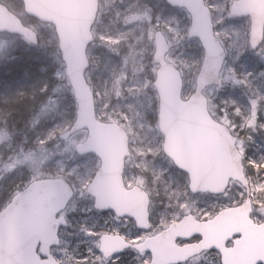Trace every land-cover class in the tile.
<instances>
[{
  "label": "rangeland",
  "instance_id": "374dc122",
  "mask_svg": "<svg viewBox=\"0 0 264 264\" xmlns=\"http://www.w3.org/2000/svg\"><path fill=\"white\" fill-rule=\"evenodd\" d=\"M102 1L94 27L96 42L88 49L91 67L86 76L95 93L98 118L116 122L130 134L133 156L127 163L129 169L126 180L130 185L138 180L143 182L138 174L145 172L153 185L152 196L158 199L163 197L165 200L163 209L154 212L156 229L179 219L186 208L202 219L212 217L221 209L235 204L243 193L236 184H232L229 193L218 200L191 196L186 189L187 177L175 172L171 162L162 155L164 138L159 130V111L154 100L152 79L157 66L148 62V56L152 53L151 37L157 28H160L158 31L166 30L169 35V60L184 75L183 98L188 99L194 92L196 76L203 59L199 42L187 38L189 16L184 10L164 9L162 0H148L149 6L147 3L143 5L144 0ZM229 1L208 0L214 10L216 33L227 48L228 59L222 73L224 88H209L205 94L211 112L214 109L218 115L214 111L213 114L239 136L238 148L245 157L246 170L250 168L255 215L259 218L264 211V45L258 52L251 50L248 21L237 24L229 22ZM0 2L38 33L41 44L36 54L49 63L54 77L53 96L46 100L35 116L32 128L35 130L26 131L27 138L28 135L32 138L30 144L24 137L18 144V151H9L11 141L6 142L9 135L15 137L22 133L16 129L9 132L7 128L0 127V185L6 183L12 186H0V204L6 205L37 179L65 178L78 190L74 201V206H80L77 212L88 213L90 207L84 204L82 189L94 177L98 163L95 157L83 159L75 153L74 145L85 139L86 132L77 134L69 142H63L60 138L70 126L75 102L58 50L56 33L51 27L30 19L17 0ZM28 51L29 48L19 38L0 36V64H7ZM137 162L139 166H136ZM96 220L87 219L84 223L92 221L90 229H93ZM82 240L85 242L84 250L81 247L73 249V252L82 254L86 262L104 264L97 252L96 232H86ZM69 241L65 242L67 246ZM191 264L220 262L213 254Z\"/></svg>",
  "mask_w": 264,
  "mask_h": 264
},
{
  "label": "water",
  "instance_id": "95a60500",
  "mask_svg": "<svg viewBox=\"0 0 264 264\" xmlns=\"http://www.w3.org/2000/svg\"><path fill=\"white\" fill-rule=\"evenodd\" d=\"M26 12L42 21L57 25L60 48L64 53L67 71L74 88L79 109L73 127L63 134L68 140L73 134L88 129L89 137L76 146L80 155L103 153L102 156H117V169H110L111 162L106 157L102 171L90 187L97 182L113 178L116 187H123L122 165L127 145V135L115 124H103L97 121L93 93L85 79L89 66L85 50L93 41L91 28L97 12V0H23ZM174 7H184L192 15L189 38H198L204 48L205 56L201 71L197 77L195 93L188 101L181 97L183 79L174 65L166 62L169 45L165 37L156 35L155 62L160 65L155 87L160 95V128L165 135V153L173 159L181 170L190 175L191 190L194 193L211 192L222 194L231 179L243 183L249 190L245 178L242 157L236 149V139L230 130L215 122L208 112V101L204 91L210 86L222 87L220 78L226 51L214 35L211 13L203 0H167ZM242 3L247 4V0ZM242 11H236L233 17L251 15L254 23L251 42L257 48L264 37V6L256 0V7L244 5ZM0 32L19 34L32 44H38L35 32L24 27L21 21L0 4ZM110 143V144H108ZM123 149H117L118 147ZM122 153V154H121ZM127 153V152H126ZM216 179L210 182V175ZM224 176V177H223ZM117 178V180L115 179ZM117 182H116V181ZM115 187V188H116ZM73 196L71 187L63 180H40L17 195L12 203L0 214V264H41L35 254V232H18L19 213L23 221H31L34 213H42L44 219L53 217L66 207ZM115 209L117 203H107ZM251 199L241 207L221 212L214 220L200 223L193 216L174 224L161 236L153 239L151 245L144 244L136 248L153 253L151 264H180L204 251L216 249L222 254L223 264H260L264 263V224L256 227L250 219ZM257 229V230H255ZM203 236L199 244L178 247L176 241ZM235 235L242 238L236 241L233 249H226L225 243ZM29 241L27 250L25 241ZM56 243L57 240H55ZM120 245L111 246L120 249ZM125 244L122 249L127 248ZM107 248V247H106ZM111 250V251H112ZM52 263V262H51ZM55 264V263H54ZM57 264V263H56Z\"/></svg>",
  "mask_w": 264,
  "mask_h": 264
},
{
  "label": "flooded vegetation",
  "instance_id": "af4514ba",
  "mask_svg": "<svg viewBox=\"0 0 264 264\" xmlns=\"http://www.w3.org/2000/svg\"><path fill=\"white\" fill-rule=\"evenodd\" d=\"M235 0L229 1L228 5H230L231 2H234ZM227 13L229 15L230 13V6L227 8ZM251 22V21H250ZM133 154L126 160L125 169H124V186L125 189L128 191H131L135 187H139L142 192L137 193V203L138 208H140V205L144 203V198H146L145 195L150 197V205H149V225L146 224V222L141 221L138 222L133 217L128 216H119L115 211L113 210H98L95 207L96 200L89 195L88 193V187L90 186L92 180H90L84 187H83V200L84 204L90 207V212H77L80 210V206H74V201L76 199V196L78 194L77 188L72 185L75 189L76 196L72 200V202L68 205V207L63 211L57 219H59L60 225L58 229V234L60 238V246L52 249L53 256L61 263V264H92L91 262H86L87 259H84L82 254H77L73 252V249H80L84 247V240H82V236L86 232H96V238L98 240V255L100 257V261L104 264H150L152 259V254L149 251L140 252L133 248V246L141 245L148 239L157 237L159 234L164 232L172 223L181 221L184 217L190 214L196 215L198 219L201 220V218L195 213L192 212L191 209L186 208L185 211L182 212V215L177 220H173L172 222L163 225L161 228H157L155 226L154 222V212H160V209H163V204L166 205L165 200L163 197L155 198L152 196V190L151 187L153 186L152 183L148 180L147 174L144 172L143 174H138L139 178L143 182L135 181L130 185L128 181L126 180V176L128 174V165L127 163L132 158ZM87 158V157H82ZM97 160V169L100 168L101 161L96 157ZM142 164V163H141ZM143 165V164H142ZM139 166L138 162L137 165ZM135 170V166H134ZM132 172V171H131ZM136 172V170H135ZM101 193V192H100ZM134 204L135 202V196L133 195L130 198ZM157 199V200H156ZM159 203H162L159 205ZM78 207V209H76ZM133 207L136 209V206L133 205ZM230 207V206H229ZM253 215L252 218L255 221L256 224H261L264 221V215L257 218L255 215V205H253ZM170 211L172 209L170 208ZM213 217V216H212ZM209 217L208 219L212 218ZM97 219L95 223V227L93 229H90L92 226V221L84 223L85 220H93ZM202 221H204V218H202ZM50 227L53 225L52 222L49 224ZM109 237L115 238H122L127 243H129L132 247L129 249H126L122 251L120 254H114L110 257H106L104 251H103V245L111 246V241L108 239ZM238 239L237 236L230 239L225 247L227 249H230L234 246L235 241ZM66 240L69 241V246L65 243ZM202 240L201 237H193L188 242H184L182 240L178 241V245L183 246L187 243H198ZM86 247V246H85ZM63 250V253H62ZM84 250V249H83ZM39 253H41V249L38 250ZM215 254L221 262L220 255L215 253L214 251L206 252L199 257H196L189 261L186 264H191L196 260H199L200 258H205V256L213 255ZM69 257H73V259H68ZM44 259V257H42ZM61 258H64L65 260H62Z\"/></svg>",
  "mask_w": 264,
  "mask_h": 264
},
{
  "label": "trees",
  "instance_id": "16d2710c",
  "mask_svg": "<svg viewBox=\"0 0 264 264\" xmlns=\"http://www.w3.org/2000/svg\"><path fill=\"white\" fill-rule=\"evenodd\" d=\"M36 53V49L29 48L22 57L0 66V127L22 133L15 137L9 135L6 141H11L9 151H18V144L25 138L29 144L32 142L26 131L35 130L32 129L35 116L45 101L53 96V72L49 63ZM3 185L8 186L6 183L0 186L3 188ZM8 187L12 188L11 185Z\"/></svg>",
  "mask_w": 264,
  "mask_h": 264
},
{
  "label": "bare ground",
  "instance_id": "6f19581e",
  "mask_svg": "<svg viewBox=\"0 0 264 264\" xmlns=\"http://www.w3.org/2000/svg\"><path fill=\"white\" fill-rule=\"evenodd\" d=\"M105 156V155H104Z\"/></svg>",
  "mask_w": 264,
  "mask_h": 264
}]
</instances>
